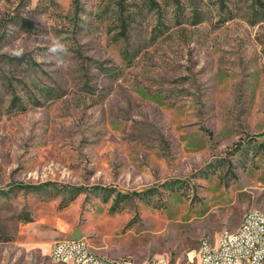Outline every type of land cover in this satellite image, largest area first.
Returning a JSON list of instances; mask_svg holds the SVG:
<instances>
[{
	"label": "rangeland",
	"instance_id": "rangeland-1",
	"mask_svg": "<svg viewBox=\"0 0 264 264\" xmlns=\"http://www.w3.org/2000/svg\"><path fill=\"white\" fill-rule=\"evenodd\" d=\"M249 209L264 0H0V264H62L54 241L76 237L198 264Z\"/></svg>",
	"mask_w": 264,
	"mask_h": 264
},
{
	"label": "built area",
	"instance_id": "built-area-1",
	"mask_svg": "<svg viewBox=\"0 0 264 264\" xmlns=\"http://www.w3.org/2000/svg\"><path fill=\"white\" fill-rule=\"evenodd\" d=\"M89 241L83 237L63 238L54 241L50 255L69 260V264H105L88 253ZM264 252V215L258 211L247 210L234 230L226 229L223 242L204 238L198 255V264H261ZM118 264H149L148 256L138 262L130 256L118 258ZM157 264H169L167 259Z\"/></svg>",
	"mask_w": 264,
	"mask_h": 264
},
{
	"label": "bare ground",
	"instance_id": "bare-ground-1",
	"mask_svg": "<svg viewBox=\"0 0 264 264\" xmlns=\"http://www.w3.org/2000/svg\"><path fill=\"white\" fill-rule=\"evenodd\" d=\"M252 211H258L261 215H264V213H262L259 210L252 209ZM224 237H226V230L221 234L218 242H223L224 241ZM200 245H204V239L201 240ZM88 253L91 254V256H94V258L101 259L102 261H104L105 264H118V258L117 259H112V258L103 256V255H100L98 252H96L91 247L90 244H88ZM51 258L54 261H56V262H60L62 264H69V260L58 259L57 256H51ZM164 259L165 258H162V257H148V262H149V264H157V263H160L161 261H164ZM199 263H202V255H199ZM261 264H264V252L262 254V263Z\"/></svg>",
	"mask_w": 264,
	"mask_h": 264
},
{
	"label": "clouds",
	"instance_id": "clouds-1",
	"mask_svg": "<svg viewBox=\"0 0 264 264\" xmlns=\"http://www.w3.org/2000/svg\"><path fill=\"white\" fill-rule=\"evenodd\" d=\"M63 40L64 38L62 36L55 37L48 47V53L55 59L56 66L58 68L67 67L65 57L70 55L68 46L63 42ZM22 54V50L15 52L17 57H20Z\"/></svg>",
	"mask_w": 264,
	"mask_h": 264
},
{
	"label": "crops",
	"instance_id": "crops-1",
	"mask_svg": "<svg viewBox=\"0 0 264 264\" xmlns=\"http://www.w3.org/2000/svg\"><path fill=\"white\" fill-rule=\"evenodd\" d=\"M239 226H240V224H239ZM239 226H238V227H239ZM216 242H217V241H216Z\"/></svg>",
	"mask_w": 264,
	"mask_h": 264
}]
</instances>
